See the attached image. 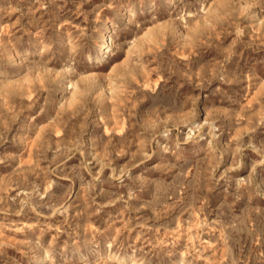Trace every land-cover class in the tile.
<instances>
[{"label": "rangeland", "instance_id": "obj_1", "mask_svg": "<svg viewBox=\"0 0 264 264\" xmlns=\"http://www.w3.org/2000/svg\"><path fill=\"white\" fill-rule=\"evenodd\" d=\"M0 264H264V0H0Z\"/></svg>", "mask_w": 264, "mask_h": 264}, {"label": "bare ground", "instance_id": "obj_2", "mask_svg": "<svg viewBox=\"0 0 264 264\" xmlns=\"http://www.w3.org/2000/svg\"><path fill=\"white\" fill-rule=\"evenodd\" d=\"M108 32H109L108 28L105 27V31L102 33V38H103V41H105V43L98 46V50H97L96 55H95V58L97 60L105 58V56H106L105 54L108 53L110 51V49H112V47H113V44H112L111 39L108 35Z\"/></svg>", "mask_w": 264, "mask_h": 264}]
</instances>
